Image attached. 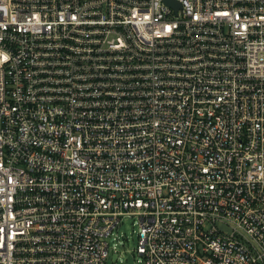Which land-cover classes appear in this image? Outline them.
<instances>
[{
	"label": "built area",
	"instance_id": "1",
	"mask_svg": "<svg viewBox=\"0 0 264 264\" xmlns=\"http://www.w3.org/2000/svg\"><path fill=\"white\" fill-rule=\"evenodd\" d=\"M0 0V264H264V0Z\"/></svg>",
	"mask_w": 264,
	"mask_h": 264
},
{
	"label": "rangeland",
	"instance_id": "2",
	"mask_svg": "<svg viewBox=\"0 0 264 264\" xmlns=\"http://www.w3.org/2000/svg\"><path fill=\"white\" fill-rule=\"evenodd\" d=\"M139 226L135 217H124L107 238L109 250L104 264H141L136 254Z\"/></svg>",
	"mask_w": 264,
	"mask_h": 264
},
{
	"label": "water",
	"instance_id": "3",
	"mask_svg": "<svg viewBox=\"0 0 264 264\" xmlns=\"http://www.w3.org/2000/svg\"><path fill=\"white\" fill-rule=\"evenodd\" d=\"M166 1L169 2V3H178V2H176L174 0H166Z\"/></svg>",
	"mask_w": 264,
	"mask_h": 264
}]
</instances>
